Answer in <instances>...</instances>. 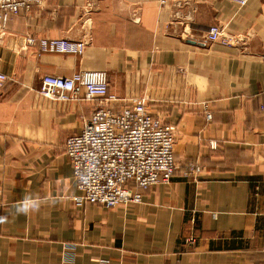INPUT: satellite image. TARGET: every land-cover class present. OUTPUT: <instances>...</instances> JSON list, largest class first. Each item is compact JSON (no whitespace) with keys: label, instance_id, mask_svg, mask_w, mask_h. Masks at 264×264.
Instances as JSON below:
<instances>
[{"label":"crops","instance_id":"obj_1","mask_svg":"<svg viewBox=\"0 0 264 264\" xmlns=\"http://www.w3.org/2000/svg\"><path fill=\"white\" fill-rule=\"evenodd\" d=\"M215 25L240 41L208 42ZM29 36L86 47L42 53ZM82 71L176 126L175 174L140 204L74 202L65 142L98 104L39 91ZM0 72V264H264V0H41L0 30ZM29 194L39 210L17 215Z\"/></svg>","mask_w":264,"mask_h":264},{"label":"built area","instance_id":"obj_2","mask_svg":"<svg viewBox=\"0 0 264 264\" xmlns=\"http://www.w3.org/2000/svg\"><path fill=\"white\" fill-rule=\"evenodd\" d=\"M243 7L248 0H230ZM41 0H0V30L9 15L37 6ZM206 40L231 47L240 39L215 25ZM28 48L49 54L81 55L86 43L59 38L26 37ZM8 77L0 72V91ZM40 94L49 100H93L98 107L83 124L79 134L65 142V154L72 168L78 205H100L107 209L142 203L139 189L168 183L176 171L175 127L164 125L146 109L144 99L129 100L109 91L106 73L82 71L69 77L46 75ZM210 119V115H206ZM199 173L198 167L191 168ZM193 172V175L196 174ZM190 175V176H193ZM193 176V177H194Z\"/></svg>","mask_w":264,"mask_h":264},{"label":"clouds","instance_id":"obj_3","mask_svg":"<svg viewBox=\"0 0 264 264\" xmlns=\"http://www.w3.org/2000/svg\"><path fill=\"white\" fill-rule=\"evenodd\" d=\"M42 201L39 197L33 195H25L19 202L14 205L15 213L17 215H28L29 213L36 212L39 210ZM3 217H0V221H3Z\"/></svg>","mask_w":264,"mask_h":264},{"label":"rangeland","instance_id":"obj_4","mask_svg":"<svg viewBox=\"0 0 264 264\" xmlns=\"http://www.w3.org/2000/svg\"><path fill=\"white\" fill-rule=\"evenodd\" d=\"M83 42V41H82ZM85 43V42H84ZM85 50V49H84ZM77 73V72H76ZM112 94V93H111ZM132 98H137V97H132ZM139 99V98H138ZM141 99H143V98H141ZM144 103H145V100H144ZM145 107H146V105H145ZM146 109H147V107H146ZM150 113V112H149ZM151 114V113H150ZM152 116H154V117H158L161 121H162V123L164 124V125H166V126H168V125H173V124H171V123H168V122H166V121H164L162 118H160L159 116H157V115H153V114H151ZM207 115V114H206ZM210 115V114H209ZM210 118H211V116H210ZM208 120H210V119H208ZM174 126V125H173ZM175 127V130H176V126H174ZM175 137H176V133H175ZM212 147H213V145H212ZM193 167H198L199 169H200V172L199 173H195L194 171L195 170H193V169H191V168H193ZM188 171H187V173H186V175H185V178H189L190 177V175H193V172L196 174V176H194V177H191V179H196V177H198L201 173H202V169H201V167L200 166H197V165H192V164H190L188 167ZM170 182V181H169ZM168 182V183H169ZM150 189V188H149ZM148 190V189H147ZM147 190H141L140 191V189H139V193L140 192H144V191H147ZM141 194V193H140ZM186 242H190V240H187ZM66 246H67V244H66ZM99 264H108V262L106 261V260H102V261H99Z\"/></svg>","mask_w":264,"mask_h":264}]
</instances>
